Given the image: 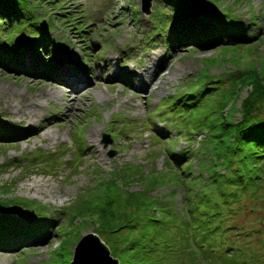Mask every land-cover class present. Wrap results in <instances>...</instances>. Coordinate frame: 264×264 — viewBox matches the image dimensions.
I'll return each mask as SVG.
<instances>
[{
    "label": "rangeland",
    "instance_id": "obj_1",
    "mask_svg": "<svg viewBox=\"0 0 264 264\" xmlns=\"http://www.w3.org/2000/svg\"><path fill=\"white\" fill-rule=\"evenodd\" d=\"M11 1L18 19L0 16L6 23L0 24V63L6 64H0V129L6 130L0 132V224L43 223L46 236L18 238L15 246L0 248V264H69L79 237L96 233L88 211L74 208L99 206L98 180L117 177L119 169L133 177L116 179L118 193L132 192L136 202L126 208L140 223L148 216L155 220L129 233L136 241L131 250L139 255L148 248L150 264L201 262L190 248L207 226L216 232L222 222L256 230L242 244L264 256L257 237L264 233L263 202L225 196L228 185L206 178L241 174L237 184L250 185L264 176V166L236 162L240 170L232 171L234 156L205 153L206 133L199 130L237 120L247 83L264 78V0H151L146 16L139 11L141 0ZM190 12L249 40L169 48L167 33ZM42 36L50 50L36 53ZM8 46L15 57L7 56ZM48 64L55 66L52 74ZM80 80L75 94L63 93ZM187 92L194 97L172 105L173 97ZM194 100L196 106L182 104ZM105 132L112 137L103 145ZM46 156L51 160L43 162ZM39 205L44 210L34 211ZM225 211L238 213L225 218ZM119 235H113L115 251L124 247ZM98 236L110 244L106 234Z\"/></svg>",
    "mask_w": 264,
    "mask_h": 264
},
{
    "label": "trees",
    "instance_id": "obj_2",
    "mask_svg": "<svg viewBox=\"0 0 264 264\" xmlns=\"http://www.w3.org/2000/svg\"><path fill=\"white\" fill-rule=\"evenodd\" d=\"M170 1L173 5H175L173 0ZM187 2L190 1L187 0ZM0 16L7 18L8 22H10L14 16L18 19L17 7L15 3L11 0H0ZM208 18V16H203L199 13L192 14L191 12L182 14L178 17V19L173 23L172 28H170V32L166 35V42L168 43L169 48L176 45L183 46L187 44L195 45L199 48L215 46L224 42L225 39H227L230 43H245L249 40L241 35L239 31L238 34H234L225 26L222 28L216 26L215 20L214 22L209 23ZM0 24L5 28L6 23H4V21H1ZM47 40L48 39L44 36L37 38L38 42H35V48L33 49L34 52L39 53V48L41 51H44L46 48L49 49L50 44L47 43ZM11 49H13V47L9 48L7 51V56L10 58L15 57L13 56ZM23 53H18V57H22ZM0 64L6 67V64L3 61ZM44 67L47 74H52L55 66L48 64ZM241 79L242 78L239 80ZM249 79L251 78L249 77ZM247 84H249V88L239 102V118L237 120L231 119L230 121L218 122L217 124L207 123L199 129L206 133L205 137L202 139V149L205 153H208V150H211L215 151L217 156L224 155L226 153L234 156L232 161L229 160V163L232 165L231 166L229 164L230 169L234 168L232 171L240 170L237 168L236 162H242L244 167H247V163H249L252 165L250 168L254 167L256 162H259L264 166V117H260V111L264 110V78L262 79L260 76H254V78ZM208 89L209 88H205L200 91L198 97H201ZM192 97H194L193 93H180L178 97H173L171 103L172 105H175L182 99L187 100ZM196 102L197 100H194L190 103L182 104L185 108H189L196 106ZM0 132L4 135L6 134L5 129H0ZM105 133L112 137V133ZM189 133L192 134L193 132L190 131ZM124 135H126V133ZM170 153V159L173 160L176 158V153L173 154V150L168 152V154ZM36 158H38V155ZM184 159L185 158H182L176 163V165L180 164ZM218 159L219 157H217L212 163L216 164ZM245 159L246 162H244ZM50 160V156H46L43 162H48ZM32 165H35V163H32ZM130 167L131 166H126L123 170ZM246 170L248 171V169ZM109 175L110 176L106 179V181L98 180L99 188L102 189L103 187V189L101 192L96 191L94 199H100V205L94 209H90L88 206L83 209L81 206L76 209L74 208V211H88L90 217L89 220L95 224L96 234H106L108 240H110L109 245H107L104 241L103 242L107 245L109 251H111L110 255L118 259V264H150L148 260H145L147 253L149 252L148 248L143 247L146 250H143V254L139 255L138 250H131L136 246V241L130 240L129 233H135L136 228L139 225H145L146 223L153 222L155 220L148 216L143 223H140L139 220L141 218L133 211L126 208L129 205H136L135 201L130 200L132 192L126 194L125 196H121L118 193L117 190L119 189V186L116 183L117 177L121 178V180L124 178L125 182L132 181L133 177H130L129 174L126 173L122 174L121 169H119L117 177L112 178L111 174ZM181 175L186 177V173H181ZM217 175L221 176V180L216 179ZM144 176H147V174H144ZM237 176L242 175L238 174ZM237 176L235 177L232 174L229 175L216 172L206 176V178H211L209 182H223L228 185L229 190L223 194L225 196L230 195L238 199L247 196L252 201H260L264 204V176H261V178L256 176V181L254 180L250 185L247 183L237 184ZM251 179L252 178L249 177V180ZM258 193L261 195L260 198H258V196L256 197ZM101 196L104 198L101 199ZM24 201L30 204L29 201ZM39 206L40 208H34V211L44 210L41 205ZM224 213L225 215L223 217L228 218L231 214L234 216L237 215L238 211H225ZM135 217H137V221L134 220ZM32 218H37L36 213ZM262 218L264 219V211H262L261 216V220L263 221ZM23 224L24 225L14 223L9 226H3L0 224V248L15 246L18 244V238L22 239L25 237L34 241L46 236L43 233L45 224H39L38 222H34V225L29 223ZM51 225L52 223H50V226ZM208 229L209 226H207L201 233V237L198 239L194 248H190L191 251L198 253V256L202 257L201 262H192L193 264H202L204 262L207 264H210L211 262H216V264H264V256H262L260 252L246 249L242 244L243 242H247L250 237L249 234L256 233V230H244L243 227L235 222L228 224H223L222 222L220 229L216 232H211ZM117 233L120 234L118 239L124 242V247L115 251V247L111 244L114 242L113 235ZM257 237L258 244L261 246L262 242H264V233H262L261 237Z\"/></svg>",
    "mask_w": 264,
    "mask_h": 264
},
{
    "label": "water",
    "instance_id": "obj_3",
    "mask_svg": "<svg viewBox=\"0 0 264 264\" xmlns=\"http://www.w3.org/2000/svg\"><path fill=\"white\" fill-rule=\"evenodd\" d=\"M150 1L151 0H147L146 6H144V0H141L140 2L139 11L145 16L149 13ZM110 141L111 139L108 137V134L102 133L101 142L103 145L108 144ZM113 154V150L108 151L109 156H112ZM93 260L99 264H118V259L110 255L107 245L100 239V237L95 232H89L81 235L76 241L73 246L69 264H86Z\"/></svg>",
    "mask_w": 264,
    "mask_h": 264
},
{
    "label": "bare ground",
    "instance_id": "obj_4",
    "mask_svg": "<svg viewBox=\"0 0 264 264\" xmlns=\"http://www.w3.org/2000/svg\"><path fill=\"white\" fill-rule=\"evenodd\" d=\"M62 79V78H61ZM65 80V79H64ZM60 81V80H59ZM67 82V81H66ZM81 80L80 81H77V83L76 84H71V85H66L69 89L67 90V89H65V90H63V93L64 92H66V94L67 95H71V94H75V92H76V90H78L79 88H81L80 86H81ZM62 84V83H61ZM65 84V83H64ZM55 87L54 88H56V84H53ZM24 103V102H23ZM30 103H33V102H30ZM21 105V104H20ZM28 105V104H27ZM30 106V105H29ZM21 107H22V105H21ZM28 109H29V107H28ZM27 109V110H28ZM31 109V108H30ZM33 111V110H32ZM17 114V113H16ZM19 114V113H18ZM22 114V113H21ZM28 114V113H27ZM29 116V115H28ZM93 134H92V132H91V134H90V136H92ZM90 139V138H89ZM36 184V183H35ZM41 193V192H40ZM86 264H99L98 262H96L95 260H93L92 262H87Z\"/></svg>",
    "mask_w": 264,
    "mask_h": 264
}]
</instances>
